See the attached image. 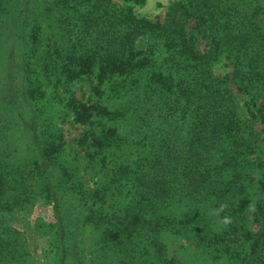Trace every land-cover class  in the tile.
Instances as JSON below:
<instances>
[{
  "label": "trees",
  "instance_id": "16d2710c",
  "mask_svg": "<svg viewBox=\"0 0 264 264\" xmlns=\"http://www.w3.org/2000/svg\"><path fill=\"white\" fill-rule=\"evenodd\" d=\"M27 4L4 35L0 0V147L17 125L37 150L12 169L0 148L4 206L12 207L9 199L32 203L36 195L52 203L53 223L36 229L53 236L59 264L67 256L72 264H174L165 233L214 248L248 244L247 254L234 253L227 264H264V136L258 140L241 121L228 85L257 102L249 114L264 133V5L171 0L162 19H149L112 0ZM221 56L232 67L223 76L213 72ZM84 75L112 80L119 104L112 126L83 134L94 147L83 169L64 154L53 108L65 107L82 123L99 113L101 104L69 92ZM141 91L143 99H125ZM127 148L134 157L122 159ZM97 165L103 175L87 186L81 172ZM241 168L254 174V200L240 179H231ZM4 228L17 245L18 232ZM13 239L0 231V263Z\"/></svg>",
  "mask_w": 264,
  "mask_h": 264
},
{
  "label": "rangeland",
  "instance_id": "374dc122",
  "mask_svg": "<svg viewBox=\"0 0 264 264\" xmlns=\"http://www.w3.org/2000/svg\"><path fill=\"white\" fill-rule=\"evenodd\" d=\"M36 0H3L5 6V12L3 18L6 20V24L3 27V34H10L11 29L15 26L17 19L14 17L19 10L27 11L25 7L29 4L28 2ZM49 2L50 0H42V2ZM117 6L131 5L135 14L138 16L146 17L149 19H154L158 17L162 19L166 7L171 0H144L143 3L138 4L132 0H112ZM253 4L262 3L264 5V0H250ZM264 14V12H263ZM47 32H44L46 34ZM47 41V40H46ZM140 44V42L138 43ZM140 46V45H139ZM198 48L204 47V41L197 42ZM232 67L228 60L221 56L217 62L213 65V72L216 75L223 76L231 72ZM112 80H104L99 82L95 75H84L78 80L72 81L68 84L69 92L74 95L75 98L79 99L82 103L90 104L92 102H98L101 104L99 107V113L91 117L89 122H80L77 120L73 113H70L65 107L61 105H54L53 117L56 126L64 136V154L68 159L75 161L77 164L80 163V168H85L88 155L86 152L91 151L94 147H87L86 144L88 140L84 138V133L86 129L99 130L102 126H112V112L116 109L119 104L118 100L112 99ZM233 98L237 104L239 116L244 124H251V131L256 132L257 139L259 140L264 136V133L260 131L261 125L251 120L249 111H254L256 101L252 99L250 95L236 88L233 82L228 83ZM50 91V89H49ZM69 92H61V95L68 96ZM138 99H135L132 95L130 97H125L127 101L137 102V100L143 99L144 94L140 92ZM102 108V109H101ZM68 111V112H66ZM1 116V112H0ZM18 122V119H16ZM16 120L14 122H16ZM177 118L174 122H177ZM4 120H0V124H3ZM173 122V121H172ZM13 124V121H12ZM122 129L126 130L129 128L130 122L123 121L120 124ZM5 131V130H4ZM259 132V133H258ZM5 139V144H2L0 148H4V157L2 162L7 163L12 162L10 168L14 169L18 167L19 164L26 162L27 160L35 157L37 155V150L32 144L31 136L28 133H21L20 127L17 125H11V129L6 132L3 137ZM257 140V141H258ZM133 148V146H132ZM131 148H127L122 151L121 158L128 159L134 157L131 155ZM10 153V154H9ZM3 156V155H2ZM78 159V160H77ZM111 165V164H110ZM100 166H96L95 169H87L81 172L83 181L87 186L96 187L98 185V180L101 178L102 172L99 171ZM233 175L232 180L244 183L247 187L250 199L254 200L255 195V181L252 177L254 174L249 171V168L242 173ZM246 172L250 173L247 174ZM240 175V176H239ZM35 198L31 202H15L9 199L12 207L4 206L6 200V195L3 196L0 201V215H2L3 226H0V231L3 236L7 239H13L15 236L13 234H7V230L4 228L7 225L9 229H14L17 231L18 244L12 246L15 243L13 239L11 246V252L7 254L0 264H59V253L58 249L53 243H49L50 237L48 236V231L36 229L38 224L49 225L53 223V206L52 203L48 202L40 195L34 196ZM111 197L108 200V204H111ZM250 210H248V217L250 216ZM246 225L250 223V218L243 221ZM7 234V235H6ZM9 235V236H8ZM13 237V238H12ZM163 241L166 244L167 252L170 256H174V264H227L231 256L234 253H245L247 254L249 250V245L238 246L237 249L231 247L227 249L225 241L220 244V247L214 248V245H206V242H193L180 239L172 233H165L163 235ZM70 256L66 257L65 264H72Z\"/></svg>",
  "mask_w": 264,
  "mask_h": 264
},
{
  "label": "clouds",
  "instance_id": "9594fccd",
  "mask_svg": "<svg viewBox=\"0 0 264 264\" xmlns=\"http://www.w3.org/2000/svg\"><path fill=\"white\" fill-rule=\"evenodd\" d=\"M227 222V221H226Z\"/></svg>",
  "mask_w": 264,
  "mask_h": 264
}]
</instances>
